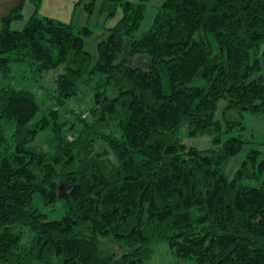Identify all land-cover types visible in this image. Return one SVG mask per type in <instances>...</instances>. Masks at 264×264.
<instances>
[{"label": "trees", "instance_id": "16d2710c", "mask_svg": "<svg viewBox=\"0 0 264 264\" xmlns=\"http://www.w3.org/2000/svg\"><path fill=\"white\" fill-rule=\"evenodd\" d=\"M149 1L100 0L121 16L93 51L91 27L40 15L42 0L0 16V264H151L158 241L194 264H264L261 151L229 177L246 140L222 138L244 112L264 116V0H159L139 32ZM59 65L47 106L10 81Z\"/></svg>", "mask_w": 264, "mask_h": 264}, {"label": "rangeland", "instance_id": "374dc122", "mask_svg": "<svg viewBox=\"0 0 264 264\" xmlns=\"http://www.w3.org/2000/svg\"><path fill=\"white\" fill-rule=\"evenodd\" d=\"M91 0H42L39 14L42 16H49L57 18L61 21H71L76 25H89L93 30V35L88 39L87 49L93 51L96 43L103 37L105 28L112 27L121 16V11L118 9L116 14L110 18L105 19L104 14L100 13V0H95L93 7L90 11L86 9V4ZM17 0H0V16L5 14ZM159 4V0H150L147 5L145 19L142 22L139 32L149 28L152 18L154 16L156 6ZM33 6L31 3L26 2L23 8V20H16L11 23V29L19 30L24 26L26 19L32 14ZM63 71V65H59L54 69L47 71L43 78L40 80H28L26 79L27 71H23L18 67L13 69L12 79L10 80L13 85L26 88L32 91L38 103L42 106L50 104L48 94L52 93L55 88V77ZM87 104L89 98L84 99ZM225 105V100L220 99L218 102L215 118H222V109ZM77 110V107H76ZM64 112V111H62ZM243 125L246 127L243 131H233L222 134L223 140L230 135L241 134L246 143L243 145L241 151L232 157L225 167V172L229 177H232L235 170L240 166V163L245 159L246 154L251 149H257L261 151L260 159L264 160V116L255 115L248 112L243 113ZM47 131L39 133L34 141V145L47 150L46 143ZM182 142L187 146H194L199 149H205L212 147L211 139L212 135H198L195 137L186 136L183 130L180 132ZM108 148L106 143L99 141L97 143V149ZM49 218H59L63 214V207L60 202H57L51 207L43 208ZM111 249L119 251L120 246L109 243ZM151 264H194L193 260H178L172 253V249L166 241H158L153 244V256Z\"/></svg>", "mask_w": 264, "mask_h": 264}]
</instances>
